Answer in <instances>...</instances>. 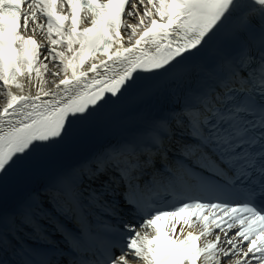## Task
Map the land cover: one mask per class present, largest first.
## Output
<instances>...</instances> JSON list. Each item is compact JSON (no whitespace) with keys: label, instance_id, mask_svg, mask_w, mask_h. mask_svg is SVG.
Listing matches in <instances>:
<instances>
[{"label":"snow or ice","instance_id":"obj_1","mask_svg":"<svg viewBox=\"0 0 264 264\" xmlns=\"http://www.w3.org/2000/svg\"><path fill=\"white\" fill-rule=\"evenodd\" d=\"M0 97V264H264V0H0Z\"/></svg>","mask_w":264,"mask_h":264},{"label":"bare ground","instance_id":"obj_2","mask_svg":"<svg viewBox=\"0 0 264 264\" xmlns=\"http://www.w3.org/2000/svg\"><path fill=\"white\" fill-rule=\"evenodd\" d=\"M52 67V65L50 66V68ZM48 79L50 80L51 77L49 76ZM0 103H3V99L0 100Z\"/></svg>","mask_w":264,"mask_h":264},{"label":"rangeland","instance_id":"obj_3","mask_svg":"<svg viewBox=\"0 0 264 264\" xmlns=\"http://www.w3.org/2000/svg\"><path fill=\"white\" fill-rule=\"evenodd\" d=\"M1 100V99H0Z\"/></svg>","mask_w":264,"mask_h":264}]
</instances>
